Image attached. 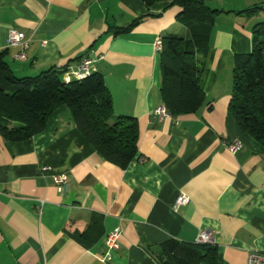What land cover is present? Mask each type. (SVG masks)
Masks as SVG:
<instances>
[{
    "label": "crops",
    "instance_id": "0c3cea01",
    "mask_svg": "<svg viewBox=\"0 0 264 264\" xmlns=\"http://www.w3.org/2000/svg\"><path fill=\"white\" fill-rule=\"evenodd\" d=\"M215 16L203 65L204 102L193 114L160 119V56L167 33L189 37L168 2L141 0H0V51L18 78L67 71L89 59L102 74L114 116L137 120V157L125 169L103 161L73 124L67 107L21 142L0 136V264H160L167 241L194 243L204 231L215 264H246L264 253V151L228 111L234 58L251 50L264 22V0H204ZM257 7L256 13L245 11ZM137 23L128 31L133 22ZM24 34V60L9 46ZM239 142L230 153L227 145ZM65 173L58 193L53 176ZM189 203L173 204L179 193ZM121 234L105 259V237Z\"/></svg>",
    "mask_w": 264,
    "mask_h": 264
},
{
    "label": "trees",
    "instance_id": "16d2710c",
    "mask_svg": "<svg viewBox=\"0 0 264 264\" xmlns=\"http://www.w3.org/2000/svg\"><path fill=\"white\" fill-rule=\"evenodd\" d=\"M146 8L159 2L180 8L177 19L189 37L174 33L160 37V95L170 116L195 113L204 102L201 90L213 22L220 12L204 0H141ZM253 7L247 15L257 12ZM137 21L120 32H128ZM0 51V136L21 142L41 132L48 116L67 107L73 124L103 160L125 169L137 157L139 129L130 116H114L112 99L99 72L65 82L66 71L48 70L36 76L16 77ZM228 111L241 132L264 151V22L251 30V50L234 58ZM215 244L184 245L170 240L158 251L160 264H215Z\"/></svg>",
    "mask_w": 264,
    "mask_h": 264
},
{
    "label": "built area",
    "instance_id": "2783aa9c",
    "mask_svg": "<svg viewBox=\"0 0 264 264\" xmlns=\"http://www.w3.org/2000/svg\"><path fill=\"white\" fill-rule=\"evenodd\" d=\"M7 43L9 46H17L20 48L19 54L16 56L19 60H24L25 55L24 51L27 48V41L24 39V34L16 31H9ZM155 49L157 51L160 50V37L155 41ZM91 61L89 59L82 60L77 66L67 69V71L63 75V79L65 82H69L70 80H82L89 76L91 73L90 65ZM154 115L160 119L169 117V113L167 112L164 106L157 108L154 112ZM239 142H234L227 145V149L230 153L234 154L240 148ZM68 177L65 173H58L53 176V183L55 185V189L58 193L62 194L66 191L67 188ZM189 203V197L183 192L179 193L176 198L173 209H178L179 207H183ZM121 232L119 229H115L110 234L105 237V245L107 247V253L105 254V259H110L111 252L119 249L118 239ZM194 244H214V238L211 233L204 231L201 232L195 239ZM246 264H264V253L258 251H250L247 254Z\"/></svg>",
    "mask_w": 264,
    "mask_h": 264
}]
</instances>
